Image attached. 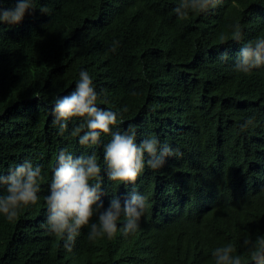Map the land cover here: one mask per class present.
Returning <instances> with one entry per match:
<instances>
[{
	"label": "trees",
	"instance_id": "trees-1",
	"mask_svg": "<svg viewBox=\"0 0 264 264\" xmlns=\"http://www.w3.org/2000/svg\"><path fill=\"white\" fill-rule=\"evenodd\" d=\"M178 2L35 0L20 24H0V172L28 158L45 173L35 205L13 221L0 216V264H214L213 249L229 241L252 264L243 239L264 235V67L238 73L231 58L264 36V0H221L185 18ZM81 69L99 107L127 109L117 128L134 125L138 139L154 134L178 152L138 177L148 207L134 233L90 240L85 227L69 253L44 225L51 169L61 149L95 150L102 164V146L59 135L50 108ZM252 115L254 126L241 131ZM103 185L105 205L132 190L106 176Z\"/></svg>",
	"mask_w": 264,
	"mask_h": 264
},
{
	"label": "clouds",
	"instance_id": "clouds-1",
	"mask_svg": "<svg viewBox=\"0 0 264 264\" xmlns=\"http://www.w3.org/2000/svg\"><path fill=\"white\" fill-rule=\"evenodd\" d=\"M34 2L15 0V4L9 7H3L0 2V24H20L26 14L35 9ZM220 2L179 0L174 12L179 18L204 14ZM231 35L237 42L244 40L243 25L233 24ZM118 45L119 41H114L111 50L115 52ZM220 59L228 61L229 54L226 51L221 53ZM231 59L232 69L242 74L264 67V36L243 42ZM99 100L100 93L92 76L81 69L73 90L66 95L55 96L50 108L52 124L59 135L76 137L80 145L88 148L102 146V164L95 150L77 156L68 149H61L51 169L44 225L50 234L62 240V247L69 253L85 227L90 240L111 239L118 229L124 235L134 233L148 207L147 197L135 186L138 177L146 167L152 170L163 168L167 160L178 152L154 134L138 139L134 125L120 130L116 126L127 109L101 108ZM255 121V115L246 117L239 125L240 130L249 129ZM104 136L110 137L106 143L102 142ZM44 176L42 167L34 165L28 158L9 167L6 172H0V188L4 189L0 192V216L13 221L22 209L35 205ZM105 176L114 184H122L126 188L131 185V192L123 200L114 196L105 205ZM121 219L123 223H120ZM243 246L248 249L252 264H264V235L257 236L255 240L245 237ZM212 257L214 264H244V257L237 254L236 245L231 241L215 247Z\"/></svg>",
	"mask_w": 264,
	"mask_h": 264
}]
</instances>
